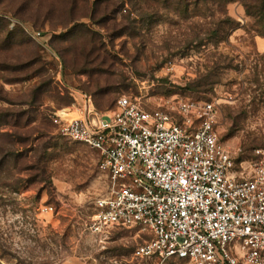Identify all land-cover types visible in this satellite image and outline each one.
Segmentation results:
<instances>
[{"label": "rangeland", "instance_id": "1", "mask_svg": "<svg viewBox=\"0 0 264 264\" xmlns=\"http://www.w3.org/2000/svg\"><path fill=\"white\" fill-rule=\"evenodd\" d=\"M247 6L258 2L0 0V264H156L135 257L150 239L139 229L89 230L110 179L94 151L58 132V113L84 108L95 121L122 97L148 111L213 102L223 143L252 174L264 151V31Z\"/></svg>", "mask_w": 264, "mask_h": 264}, {"label": "built area", "instance_id": "2", "mask_svg": "<svg viewBox=\"0 0 264 264\" xmlns=\"http://www.w3.org/2000/svg\"><path fill=\"white\" fill-rule=\"evenodd\" d=\"M40 35V34H38ZM58 113L64 137L94 151L110 179L89 230L139 229L150 238L135 257L165 264H264V151L251 175L237 168L218 131L213 102L148 111L129 97L91 120ZM41 206L40 216L53 214Z\"/></svg>", "mask_w": 264, "mask_h": 264}, {"label": "trees", "instance_id": "3", "mask_svg": "<svg viewBox=\"0 0 264 264\" xmlns=\"http://www.w3.org/2000/svg\"><path fill=\"white\" fill-rule=\"evenodd\" d=\"M220 1H225V2H228V3H232L235 0H220ZM257 2H258V6H247V12L250 15L252 13V11H256V13L258 15V18H260V21L262 22L261 25H262V29L264 31V0H257ZM262 38H264V36ZM177 260H179V259H177ZM179 261H185V262H187L186 260H179Z\"/></svg>", "mask_w": 264, "mask_h": 264}, {"label": "crops", "instance_id": "4", "mask_svg": "<svg viewBox=\"0 0 264 264\" xmlns=\"http://www.w3.org/2000/svg\"><path fill=\"white\" fill-rule=\"evenodd\" d=\"M257 46L259 47L261 52H264V38H259L257 41ZM64 114H67L64 112ZM93 114L92 110H89V115ZM67 117L71 118V117H75L74 114H69L67 115Z\"/></svg>", "mask_w": 264, "mask_h": 264}]
</instances>
